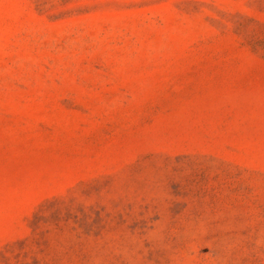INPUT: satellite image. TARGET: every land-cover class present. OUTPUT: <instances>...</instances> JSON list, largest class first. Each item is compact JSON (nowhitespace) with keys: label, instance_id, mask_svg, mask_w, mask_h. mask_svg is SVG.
Here are the masks:
<instances>
[{"label":"rangeland","instance_id":"374dc122","mask_svg":"<svg viewBox=\"0 0 264 264\" xmlns=\"http://www.w3.org/2000/svg\"><path fill=\"white\" fill-rule=\"evenodd\" d=\"M0 264H264V0H0Z\"/></svg>","mask_w":264,"mask_h":264}]
</instances>
